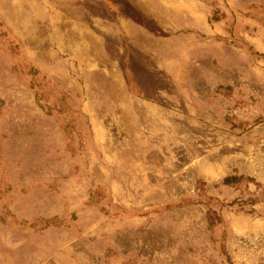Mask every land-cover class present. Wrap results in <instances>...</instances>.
<instances>
[{
  "label": "rangeland",
  "instance_id": "374dc122",
  "mask_svg": "<svg viewBox=\"0 0 264 264\" xmlns=\"http://www.w3.org/2000/svg\"><path fill=\"white\" fill-rule=\"evenodd\" d=\"M0 264H264V0H0Z\"/></svg>",
  "mask_w": 264,
  "mask_h": 264
}]
</instances>
